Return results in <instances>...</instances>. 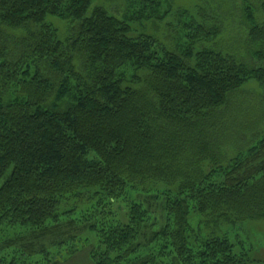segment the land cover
Listing matches in <instances>:
<instances>
[{
  "label": "trees",
  "instance_id": "obj_1",
  "mask_svg": "<svg viewBox=\"0 0 264 264\" xmlns=\"http://www.w3.org/2000/svg\"><path fill=\"white\" fill-rule=\"evenodd\" d=\"M93 2L0 0V264L74 232L95 264H247L189 218L264 220V0L190 17L173 50Z\"/></svg>",
  "mask_w": 264,
  "mask_h": 264
},
{
  "label": "rangeland",
  "instance_id": "obj_2",
  "mask_svg": "<svg viewBox=\"0 0 264 264\" xmlns=\"http://www.w3.org/2000/svg\"><path fill=\"white\" fill-rule=\"evenodd\" d=\"M239 2L243 3L244 6V0H239ZM232 5L233 3L230 0H224V2L223 0H94L90 12L96 7H101L119 19H123L125 16L126 18H139L137 21H132L131 27L133 31L130 34L131 37H139L140 35L154 36L173 50L180 46L181 41L179 42V40L184 36L185 29L183 23L189 20L190 17L199 19L207 15L209 17L212 16L213 18H211L214 19L215 17L217 18L215 15L217 8L219 10L221 6L226 11ZM48 22L59 28L62 34L64 33L67 22L55 17H50ZM245 90L246 92L256 91L264 94V90L259 88L256 81L246 85ZM243 100L245 102V99ZM234 102L237 107H242L244 110L245 119L250 121L253 118L257 119L259 116L260 111L256 102L252 101L254 106H251L250 102L245 104L238 97L234 99ZM258 104L261 106L260 102ZM144 197L142 196V200ZM162 208V203L155 201L153 210L155 211L154 216L157 217L155 230L165 226L166 213ZM127 210L123 208L122 211H117L118 218H121L124 222L128 218ZM189 219L193 228L200 231L205 237H227L235 245V253L246 255L247 264H264V220L245 221L236 225L224 224L215 227L201 223L205 221V218L194 212L190 214ZM79 235L81 236L79 237ZM72 236H76L77 239L74 237L71 240V238L65 237V241H67L65 243L70 241V244L56 249L52 253L50 261L41 258L39 264H95L91 259L90 253L99 244L97 236L89 232L84 234L74 232ZM15 260V264H35L36 262V260L31 259L32 261H30L28 258L18 256ZM12 261L13 259L10 260V262Z\"/></svg>",
  "mask_w": 264,
  "mask_h": 264
}]
</instances>
